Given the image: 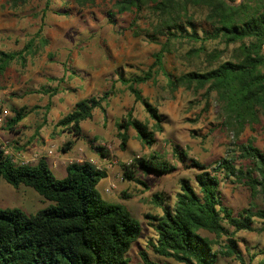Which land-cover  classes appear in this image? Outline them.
Here are the masks:
<instances>
[{
    "label": "trees",
    "instance_id": "obj_1",
    "mask_svg": "<svg viewBox=\"0 0 264 264\" xmlns=\"http://www.w3.org/2000/svg\"><path fill=\"white\" fill-rule=\"evenodd\" d=\"M8 1L12 7H18L28 0ZM101 1L111 4L113 11L106 12L110 23L115 15L128 13L133 16L129 28L135 29L137 16L146 12L151 17L149 41L163 38L145 71L127 77L120 74L115 80L132 96L134 103H141L151 122L149 125L147 121H139L130 108L114 121L120 151L125 149L129 139L128 130H132L135 139L146 148H151L156 143L155 134L162 132V115L138 89L139 85L149 81L154 83L158 73L164 76L165 87L171 92L178 88L193 90L194 93L203 91V98L213 93L227 128L235 126L237 131H241L257 122L259 115L264 117V0ZM70 2L77 8L96 5V0ZM48 7L49 0H45L40 25L21 49L0 51V74L11 63L18 62L23 66L25 56L35 54L34 41L40 37L41 23ZM194 9L204 11L209 27V30L201 32V36L194 32L189 21V11ZM183 24L190 29H184ZM132 33L138 35L136 29ZM182 39L199 43L197 47L186 50L183 57L202 56L205 67L170 76L163 71V59L172 52L171 44ZM40 41L41 46L46 44L45 40ZM206 42H216L222 49L207 51L204 47ZM44 92L51 96L56 89ZM112 96L113 83L100 95L76 101L55 122V128L72 137L61 146V153L70 151L75 140L80 138V124L91 119L93 110H98L105 117L103 102ZM23 111L24 108L12 111L8 129L23 119ZM238 150L241 158L246 160V165L240 167L234 165L233 155L204 165L188 159L177 147L171 148V154L178 163L185 161V167L196 172L192 180H178L172 204L162 196L152 197L155 206H158V201L162 202L158 207L160 215L144 214L143 218L150 223L155 235L149 242L150 251L159 259L152 260L146 251L140 250L134 264H171L169 261L176 264H216L218 258L232 259L236 264H251L256 253H251L246 261L235 234L264 231V206L241 209L234 214L222 202L219 183L227 181L241 185L251 200L258 196L264 205V151L250 141L240 145ZM98 154L104 156L102 152ZM64 170V177L55 179L44 158H39L32 165L13 162L9 155L4 154L0 143V178L12 188L28 187L48 202L29 215L15 208L0 209V264H128L125 255L139 239L141 227L124 205L101 199L97 185L106 177L105 171L86 161L70 162ZM174 170L173 165L155 154L132 158L127 165H120L122 181L144 188L146 186L138 174L161 177ZM254 221L258 222V228L254 227ZM215 245L217 249H214ZM259 253L264 254V250H259Z\"/></svg>",
    "mask_w": 264,
    "mask_h": 264
},
{
    "label": "rangeland",
    "instance_id": "obj_2",
    "mask_svg": "<svg viewBox=\"0 0 264 264\" xmlns=\"http://www.w3.org/2000/svg\"><path fill=\"white\" fill-rule=\"evenodd\" d=\"M45 0H28L24 5L12 7L8 0H0V51L12 52L21 49L23 44L34 36L40 25V15ZM96 5L77 8L70 0H49V7L42 20L40 37L34 41L37 48L33 56H25V63H11L0 74V99L7 117L1 125L4 138L0 143L6 154L16 163L26 161L33 154L44 158L47 167L55 179L65 175V164L92 160L103 169L107 179L97 185L102 200L107 203H119L130 211L141 227L139 239L126 253L128 264L138 261V252L146 251L152 260L159 259L150 251L149 242L155 238L150 223L144 214L160 215L162 205L152 203L154 195L162 196L172 204L178 190V180H192L196 172L186 168V162L178 163L171 154V148L177 147L188 159L204 165H211L220 158L233 155L236 167L246 165L238 147L247 142L264 151V117L258 116L257 122L237 131L235 126L227 128L213 93L203 98V91L178 88L171 92L165 87V78L158 73L154 83L139 85L143 98L155 106L162 114V132L155 134L156 143L146 148L135 138L129 137L125 149L120 151L115 137L114 121L122 117L130 108L132 115L139 121H148L141 103L133 102L132 96L115 80L118 75L124 77L139 74L152 62V54L158 50L162 37L149 41V23L151 17L142 12L136 18L134 36L129 28L132 14L115 15L108 21L107 11L112 12L109 2L96 0ZM99 3V4H97ZM191 28L198 36L209 30L205 22V13L201 9L189 11ZM184 29H190L183 24ZM148 31V34L146 32ZM46 41L41 46L40 40ZM182 39L171 44L172 52L163 59V71L170 76L205 67L202 56L186 59V50L197 47ZM204 47L222 49L216 42H206ZM231 47L227 48V51ZM225 57V55H224ZM113 83V96L103 102L105 117L93 110L91 119L81 122V136L75 140L70 151L61 153V146L72 137L55 128V122L78 100L100 95ZM55 88V94L47 92ZM44 90V91H43ZM202 92V93H201ZM24 108V117L12 129H8V120L12 111ZM100 148V150H96ZM50 151L51 155H47ZM102 152L103 157L94 152ZM155 154L175 167L172 173L161 177L156 175L137 177L144 182L141 185L121 180L120 165L132 158ZM94 156V157H92ZM39 159V158H38ZM55 165V166H54ZM57 165V166H56ZM113 184L108 193L103 188ZM219 192L222 202L235 214L241 209L263 208L257 196L251 200L241 185H232L220 181ZM47 201L28 187L12 188L0 178V209L15 208L29 215L42 209ZM258 228V222L254 221ZM207 235V234H205ZM212 238L211 235H207ZM238 248L247 261L251 253H256L251 264L264 262V231L235 234ZM217 245L214 249H217ZM248 249V253H247ZM171 264H176L169 261ZM216 264H236L232 259L218 258Z\"/></svg>",
    "mask_w": 264,
    "mask_h": 264
},
{
    "label": "built area",
    "instance_id": "obj_3",
    "mask_svg": "<svg viewBox=\"0 0 264 264\" xmlns=\"http://www.w3.org/2000/svg\"><path fill=\"white\" fill-rule=\"evenodd\" d=\"M7 117V112H6V110L3 108V106H2V103H1V99H0V127H1V125H2V123H3V121H4V119ZM4 154H6L5 152H4ZM8 155V154H7ZM47 155H51V152L50 151H48L47 152ZM11 158V157H10ZM38 158H40L39 157V155L38 154H33L32 156H31V158L29 159V161L30 162H36L37 160H38ZM137 158V157H136ZM13 162H15L13 159H11ZM77 162V161H76ZM86 162H88V163H90V164H92L96 169H98V170H103V169H101V168H99L97 165H96V163L94 162V161H92V160H89V161H86ZM20 164H28L26 161H20L19 162ZM70 163V162H69ZM129 162H127V163H125L126 165L128 164ZM68 164V163H67ZM30 165H32V164H30ZM66 165V164H65ZM104 171V170H103ZM121 178V177H120ZM112 188H114V185L113 184H109V186L108 187H106V188H103V193H108Z\"/></svg>",
    "mask_w": 264,
    "mask_h": 264
},
{
    "label": "crops",
    "instance_id": "obj_4",
    "mask_svg": "<svg viewBox=\"0 0 264 264\" xmlns=\"http://www.w3.org/2000/svg\"><path fill=\"white\" fill-rule=\"evenodd\" d=\"M159 114H161L160 112H159ZM162 115V114H161ZM3 132H7L8 133V131H4V130H2L1 131V127H0V137H2V138H4V136L5 135H3ZM127 134H128V137H130L132 140H133V138H135V135H134V132L132 131V130H128V132H127ZM139 143V142H138ZM94 154H95V156H97V154H98V152L97 151H95L94 152ZM92 157H94V156H92ZM46 162V161H45ZM46 164H47V162H46ZM55 166V165H54ZM57 166V165H56ZM62 168H64V167H62ZM104 179H109L108 177H105ZM109 181V180H108Z\"/></svg>",
    "mask_w": 264,
    "mask_h": 264
}]
</instances>
